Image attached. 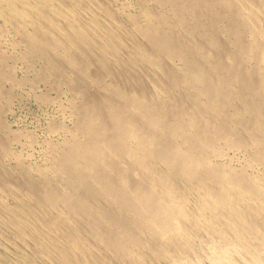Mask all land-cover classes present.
<instances>
[{"label": "bare ground", "instance_id": "6f19581e", "mask_svg": "<svg viewBox=\"0 0 264 264\" xmlns=\"http://www.w3.org/2000/svg\"><path fill=\"white\" fill-rule=\"evenodd\" d=\"M111 2L0 0L26 57L97 90L55 176L0 140V264H264V0Z\"/></svg>", "mask_w": 264, "mask_h": 264}, {"label": "rangeland", "instance_id": "374dc122", "mask_svg": "<svg viewBox=\"0 0 264 264\" xmlns=\"http://www.w3.org/2000/svg\"><path fill=\"white\" fill-rule=\"evenodd\" d=\"M99 1L103 3L112 1L111 3L113 4V8L117 10L120 16L122 15V18L130 15H136L139 11V6L136 0H131V3L129 0ZM126 4L129 5V8ZM0 6V9H2L3 6ZM151 7H153L152 4ZM124 13L125 15H123ZM15 28V23L8 21L6 17L0 16V53H2V55H0V57L2 56L0 59H2L3 56H5L6 59H2V67L0 64V69L6 65L4 70H1L5 72V75L3 76H9V72L11 73L10 79L5 77L0 79V140H3V143L11 146H7V148L8 150L11 148L12 150H10V152L16 156L15 157L12 155V161H6L4 164L2 163V166L4 165V167L6 166L5 168L8 167L7 169H13L12 171H16L19 170L20 166L25 167L27 165L30 166L27 167V169L31 170L32 175H35L37 171L41 170V168H43L44 171L51 170L50 173L54 175L53 172L55 171H53V168L51 169L50 167L51 163L54 164V162L51 160H54V155L60 152L58 151V148L62 147L61 149H64L63 146L65 147V145L63 143L67 144L71 140L72 134H68L67 130L72 132L73 128L75 127L74 125L77 123V115L74 111L76 107H78L81 102L85 100V96L81 94L86 92L88 94H94L97 92V90L91 86H89V88L88 86L85 88L86 85H81L79 82V84L75 82V84H77L75 85L69 80H64V78L71 76V72L69 70L68 72L66 70L67 73L65 72V75L67 74L68 76H64L62 79L57 75L52 74L51 70L47 68L46 64H44L45 62L42 61V59H38V57L34 56H30V58L26 57L25 53H27L26 50L28 49L27 44L23 42V31H19L17 28ZM27 31L31 32L32 28L28 27ZM25 57L29 59L27 60ZM36 74H41L37 75V77H42L43 74L42 79L44 78V80L41 81V77L40 79L36 78ZM51 74L55 76L50 77ZM56 77H58V79H56ZM47 78L49 79L48 81L46 80ZM61 80H64L67 83L64 81V83H62ZM74 87H76L79 91H77ZM81 91H83V93H81ZM7 133H9L10 136L9 138L7 137L8 139L13 138L12 141L10 140L11 142L7 140V138H4L8 136ZM12 135L17 136L12 137ZM52 146H54V149ZM222 157L223 158H221L219 162L227 165L231 164V167L236 169L244 168L249 164L248 162L250 160V154L243 149L232 151L226 149ZM16 158L18 159L17 161ZM16 162H20V166L19 164L17 166ZM47 166H49L50 169ZM52 167H54V170H56V166L53 165ZM37 168L39 169L37 170ZM261 168L262 167L259 165H254L249 169V172L261 176ZM11 199L12 198L5 199V204L8 202L6 205L9 204V207L16 204V201ZM2 263L9 264V261H1V264Z\"/></svg>", "mask_w": 264, "mask_h": 264}]
</instances>
